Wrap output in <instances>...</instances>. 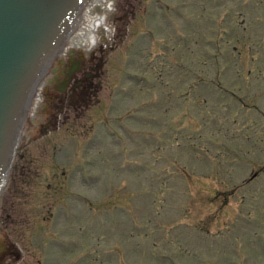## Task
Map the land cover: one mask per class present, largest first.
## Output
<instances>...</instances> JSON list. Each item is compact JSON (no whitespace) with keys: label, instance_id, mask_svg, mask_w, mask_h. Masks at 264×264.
Segmentation results:
<instances>
[{"label":"rangeland","instance_id":"rangeland-1","mask_svg":"<svg viewBox=\"0 0 264 264\" xmlns=\"http://www.w3.org/2000/svg\"><path fill=\"white\" fill-rule=\"evenodd\" d=\"M154 1H113L92 98L28 119L1 264H264V0Z\"/></svg>","mask_w":264,"mask_h":264},{"label":"water","instance_id":"water-1","mask_svg":"<svg viewBox=\"0 0 264 264\" xmlns=\"http://www.w3.org/2000/svg\"><path fill=\"white\" fill-rule=\"evenodd\" d=\"M86 0H0V194L38 81Z\"/></svg>","mask_w":264,"mask_h":264},{"label":"flooded vegetation","instance_id":"flooded-vegetation-1","mask_svg":"<svg viewBox=\"0 0 264 264\" xmlns=\"http://www.w3.org/2000/svg\"><path fill=\"white\" fill-rule=\"evenodd\" d=\"M152 13V11L149 12L150 18L155 19ZM99 33L100 37L98 39L100 43L102 40H105V36L102 35L104 32L100 31ZM151 38L153 40L154 36ZM100 53H103L101 49L95 52V50L93 51L92 49L90 51V49L75 48V46H70L62 50L55 57L42 80V87L39 93L40 108H42V111L49 113L47 109L54 101V107L59 108L58 113H62L64 112L62 108L64 106L63 104H65L66 107L74 102L77 103V101L83 104L86 103L90 96L92 98L98 86L95 81L99 76V66L101 65L100 59L97 60V58L101 57ZM97 55H99V57H97ZM130 78L137 79L138 77L133 75L130 76ZM145 80V76L142 78L140 77V81L144 82ZM37 109H39V106L34 109L29 120L34 122ZM33 113H35V115H33ZM43 119L39 123H43ZM39 123L37 126L34 124L35 128L40 127ZM35 128H33V130ZM20 148L22 149L23 146ZM19 154L18 157H20ZM4 253L5 252H3V255ZM3 255L0 258V262L5 257H3Z\"/></svg>","mask_w":264,"mask_h":264},{"label":"bare ground","instance_id":"bare-ground-1","mask_svg":"<svg viewBox=\"0 0 264 264\" xmlns=\"http://www.w3.org/2000/svg\"><path fill=\"white\" fill-rule=\"evenodd\" d=\"M114 0H93V4L90 7L85 9L84 15H80V23H83L84 26L80 28V33L75 35L74 41L72 44L77 45L79 48L95 47V45L99 42V32L105 31V27H107V11H112L114 7ZM92 3V2H91ZM96 11V12H95ZM98 11V12H97ZM39 101V99H38ZM37 102L33 107L37 108L39 105ZM32 107V108H33ZM35 115V113H33ZM38 130L35 128V131ZM1 237V234H0ZM0 242L3 241L0 239Z\"/></svg>","mask_w":264,"mask_h":264}]
</instances>
